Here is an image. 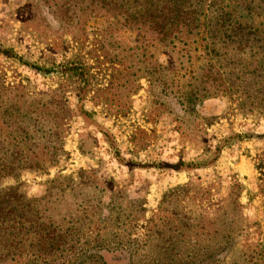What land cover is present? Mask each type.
Masks as SVG:
<instances>
[{
  "label": "rangeland",
  "instance_id": "1",
  "mask_svg": "<svg viewBox=\"0 0 264 264\" xmlns=\"http://www.w3.org/2000/svg\"><path fill=\"white\" fill-rule=\"evenodd\" d=\"M80 1L0 0V156L20 137L6 126L40 107L35 140L56 123L63 146L55 164L1 178L0 191H15L32 220H77L84 233L106 219L102 235L136 240L130 264H264V114L223 97L179 105V85L149 73L167 52L120 25L103 36L97 9ZM72 60L91 73L87 116L77 81L60 72ZM213 156L210 167H173ZM232 219L249 234L226 236Z\"/></svg>",
  "mask_w": 264,
  "mask_h": 264
},
{
  "label": "trees",
  "instance_id": "2",
  "mask_svg": "<svg viewBox=\"0 0 264 264\" xmlns=\"http://www.w3.org/2000/svg\"><path fill=\"white\" fill-rule=\"evenodd\" d=\"M85 1L86 7L94 6L96 14L104 20L103 36L104 32L108 33L120 25L135 37L142 36L150 46H161L167 52L168 65L151 61L149 73L152 76L159 68L165 88L179 85V105L223 97L242 112L264 114V0L80 2ZM90 16L91 13H86L85 18ZM86 69L74 60L60 67V72L68 79L75 78L78 83L76 95L84 116L88 113L82 102L90 90L91 77ZM57 93V90L53 91L54 118L59 114L57 100L62 98ZM44 113L40 107L32 118L22 110L17 124L6 126L20 137H12L5 148L10 154L0 156V179L14 176L20 170L49 166L58 161L63 152L58 124L50 122L46 143L34 138L40 130L37 119ZM235 137L242 139L240 134H235ZM219 149L220 146L216 152ZM26 151L41 152L42 156L36 153L28 155ZM215 159V156L202 159L201 163L194 159L179 161L173 167L186 170L206 168L214 165ZM258 167L264 170V160ZM260 174L264 176V172ZM9 191H0V264H124V261L130 264L136 240L110 239L102 235L106 219L89 221L84 233L77 226V220L70 222L71 225L41 216L32 220L25 209L27 204L21 203L15 191ZM248 228L247 223L238 224L236 219H232L226 236L249 234ZM110 251H118L119 260L110 262L105 259L104 253ZM208 258L209 261L216 260L213 254Z\"/></svg>",
  "mask_w": 264,
  "mask_h": 264
}]
</instances>
